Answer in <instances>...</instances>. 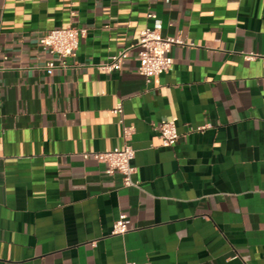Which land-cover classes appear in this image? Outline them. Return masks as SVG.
I'll return each instance as SVG.
<instances>
[{"label": "crops", "instance_id": "0c3cea01", "mask_svg": "<svg viewBox=\"0 0 264 264\" xmlns=\"http://www.w3.org/2000/svg\"><path fill=\"white\" fill-rule=\"evenodd\" d=\"M155 24L186 44L148 82ZM69 25L86 31L62 66L39 38ZM0 83V264H264V0H0ZM119 102L131 186L84 155L123 146Z\"/></svg>", "mask_w": 264, "mask_h": 264}, {"label": "built area", "instance_id": "2783aa9c", "mask_svg": "<svg viewBox=\"0 0 264 264\" xmlns=\"http://www.w3.org/2000/svg\"><path fill=\"white\" fill-rule=\"evenodd\" d=\"M74 14V12L72 13ZM149 17L152 14L148 15ZM85 29L75 26H65L48 30L39 38V44L46 51L60 58L61 65L67 66L68 58L74 56L79 48L81 36ZM176 44H186V41L180 36H164L160 24L146 26L140 32L139 41L135 47L138 48L137 59L139 61V71L145 76L148 82L154 76L167 73L173 66L172 49ZM131 48H124L112 54L107 62L100 65V68L107 71L119 70L124 65L130 55ZM51 66H55L51 62ZM0 83V87H1ZM118 114L119 121L123 124V135L125 142L123 146H117L108 151L86 152L84 155L92 156L96 160L106 165V173L113 175L120 173L123 176L124 184L131 186L136 182L133 175L136 172L135 159L136 150L130 142L133 134V127L124 125V107L119 102L114 109ZM154 128L159 132L161 143L164 146H173L180 138V132L174 120L162 121L154 124ZM198 129H202L199 127ZM132 229V221L127 214H121L115 220L112 228V234H125ZM126 264H151L150 262L127 261ZM242 264H247L246 260Z\"/></svg>", "mask_w": 264, "mask_h": 264}]
</instances>
